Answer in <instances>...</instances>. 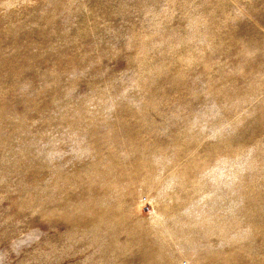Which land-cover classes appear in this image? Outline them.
Instances as JSON below:
<instances>
[{"label":"rangeland","instance_id":"obj_1","mask_svg":"<svg viewBox=\"0 0 264 264\" xmlns=\"http://www.w3.org/2000/svg\"><path fill=\"white\" fill-rule=\"evenodd\" d=\"M0 264H264V0H0Z\"/></svg>","mask_w":264,"mask_h":264}]
</instances>
